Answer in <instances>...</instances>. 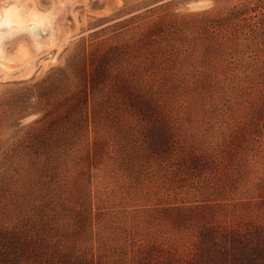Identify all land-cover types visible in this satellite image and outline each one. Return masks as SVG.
I'll return each mask as SVG.
<instances>
[{
    "label": "trees",
    "instance_id": "16d2710c",
    "mask_svg": "<svg viewBox=\"0 0 264 264\" xmlns=\"http://www.w3.org/2000/svg\"><path fill=\"white\" fill-rule=\"evenodd\" d=\"M225 13L224 17L231 18L240 11L235 5ZM189 16L187 23H200V28L210 32H215L217 24L206 21L223 17L220 11ZM153 26V32L145 36L149 50L144 46L142 54L135 51L137 55L131 60L123 58L117 69L110 70V75L117 71L128 88L146 101L150 118L145 120L136 106L123 98L111 101L106 97L97 102L85 89L74 115L63 114L58 128L49 125L42 133H33L5 156L8 170H3L5 179L0 185V264H228L229 259L234 264H264V222L248 226L229 218L218 220L207 207L199 206L157 209L156 216L179 227L196 222L193 229L200 233L198 246L192 245L191 238L176 245V241L153 234L157 221L152 213L147 215L145 225L134 214L131 225L129 214L122 219L102 206L103 191L98 190L100 205L95 203L94 207L90 189L79 186L80 178L85 182L90 177V160L96 161V167L106 163L119 180L127 178L119 181L112 195L107 196L110 198L116 192L134 188L135 182V188L143 191L141 181L146 178L167 179L173 174L181 180L186 178L191 170L178 156L203 162L222 156L221 140H207L195 129L203 117L198 116L193 103L188 107L178 102L166 106L159 96L199 95L227 84L243 87L248 83L264 98V45H246L243 41L227 44L226 34L207 47L188 40L190 31L176 23L168 31L157 23ZM251 28L256 36L258 25ZM114 49L120 50V55L128 52L121 46ZM76 69V60L72 59L54 79L69 87L75 80L72 77L77 76ZM239 71L244 73L241 78ZM151 122L168 134L165 153L153 148L144 129ZM105 125L108 130L104 132ZM126 127L130 132L125 131L123 137L118 129ZM92 131L96 136H91ZM200 140L204 142L199 144ZM190 152L194 156H188ZM74 158L80 159V167L72 171ZM193 176L198 177H192L195 183L200 182L202 176ZM205 177L207 183L200 184L206 191L213 182ZM200 244L206 248L201 254ZM189 251H194L191 255L195 257L186 256ZM214 251L220 252L216 260Z\"/></svg>",
    "mask_w": 264,
    "mask_h": 264
},
{
    "label": "rangeland",
    "instance_id": "374dc122",
    "mask_svg": "<svg viewBox=\"0 0 264 264\" xmlns=\"http://www.w3.org/2000/svg\"><path fill=\"white\" fill-rule=\"evenodd\" d=\"M198 4L199 0H18L21 24L10 30L0 28V185L5 179L3 170H8L5 156L15 144L35 132L42 133L49 125L58 128L63 114L77 112L85 89L97 102L106 97L111 101L123 98L136 106L145 120L151 117L146 101L132 92L133 88H128L125 78L117 71L110 75V70L117 69L123 58L131 60L138 51L142 54L144 46L149 50L145 36L153 32V23L167 31L176 23L179 28L190 31L188 40L207 47L215 45L218 37L226 34L227 44L243 41L246 45H264V0H215L209 11H220L223 17L210 16L206 21L217 24L215 32L200 28V23L194 26L187 23L189 15L205 12L198 9ZM235 5L240 11L237 17H224ZM253 24L259 27L256 36L251 28ZM241 31L243 35L239 34ZM117 46L134 52L125 50L120 55V50L114 49ZM72 59L76 60L77 76L72 77L73 84L64 87L54 78ZM239 73L241 78L244 73ZM232 85L215 87L199 95L159 96L166 106L178 102L188 107L193 103V109L203 117L196 122L195 129L203 132L207 140H221L222 156L211 157L208 162L178 156L191 170L186 178L181 180L175 174L167 179L146 178L141 181L143 191L135 188L138 187L135 182L134 188L129 189L132 192L122 190L110 198L107 196L112 195L119 181L127 178L119 180L106 163L96 167V161L90 160V177L85 182L80 178L78 183L81 188L90 189L94 207L100 205L97 199L100 190L104 193L102 206L109 207L111 213H117L122 219L129 214L131 225L134 214L145 225L149 220L147 215L152 213L157 221L153 234L159 239L176 241V245L191 238L192 245L198 246L200 233L193 229L196 222L192 220L179 227L171 220L156 216L157 209L199 206L207 207L218 220L229 218L248 226L264 222V98L248 83L243 87ZM105 126L104 132L108 130V125ZM128 129L119 128L118 132L123 131L124 137L125 131L130 132ZM144 129L154 143L153 148L165 153L166 131L152 122L146 128L144 125ZM91 136L96 133L92 131ZM203 142L200 140L199 144ZM188 156L194 154L190 152ZM79 160H72V171L80 167ZM193 175L202 176L200 182L195 183ZM205 176L213 182L206 191L200 184L207 183ZM1 203L0 198V206ZM199 248L200 254L206 251L201 244ZM219 255L220 252L214 251V260ZM227 262L234 264L232 259Z\"/></svg>",
    "mask_w": 264,
    "mask_h": 264
},
{
    "label": "clouds",
    "instance_id": "9594fccd",
    "mask_svg": "<svg viewBox=\"0 0 264 264\" xmlns=\"http://www.w3.org/2000/svg\"><path fill=\"white\" fill-rule=\"evenodd\" d=\"M215 0H199L198 9L209 11L214 6ZM18 0H0V24L10 27L18 15Z\"/></svg>",
    "mask_w": 264,
    "mask_h": 264
},
{
    "label": "bare ground",
    "instance_id": "6f19581e",
    "mask_svg": "<svg viewBox=\"0 0 264 264\" xmlns=\"http://www.w3.org/2000/svg\"><path fill=\"white\" fill-rule=\"evenodd\" d=\"M38 18V17H37ZM25 19V18H24ZM24 19H23V21H24ZM31 19V18H30ZM34 20H35V18H33ZM27 20V19H26ZM38 20V19H37ZM41 20H42V18H41ZM41 20H39V21H41ZM27 21H29V20H27ZM26 22V21H25ZM32 23V22H31ZM21 24V20H20V17H19V15H17V18H16V20H15V22L10 26V27H6V26H4L3 24H0V28H5V30L7 29V30H10V29H13V28H16L17 26H19ZM3 31V30H2ZM2 35V34H1ZM1 51V50H0ZM1 57V56H0ZM4 61V60H3ZM1 63H2V61H1ZM3 64V63H2Z\"/></svg>",
    "mask_w": 264,
    "mask_h": 264
}]
</instances>
